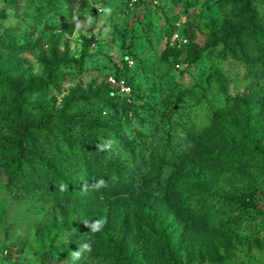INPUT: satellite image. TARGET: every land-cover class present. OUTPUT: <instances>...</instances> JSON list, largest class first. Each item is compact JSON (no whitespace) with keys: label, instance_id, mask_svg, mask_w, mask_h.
Returning a JSON list of instances; mask_svg holds the SVG:
<instances>
[{"label":"rangeland","instance_id":"obj_1","mask_svg":"<svg viewBox=\"0 0 264 264\" xmlns=\"http://www.w3.org/2000/svg\"><path fill=\"white\" fill-rule=\"evenodd\" d=\"M260 37L264 0H0V264H264Z\"/></svg>","mask_w":264,"mask_h":264},{"label":"trees","instance_id":"obj_2","mask_svg":"<svg viewBox=\"0 0 264 264\" xmlns=\"http://www.w3.org/2000/svg\"><path fill=\"white\" fill-rule=\"evenodd\" d=\"M256 49H260L264 50V43H263V39H261V37L259 39L256 40L255 43ZM256 75L254 77H252L253 79H255ZM5 80H1L0 79V103H2V100L4 99V96L6 94V88L7 85L2 86V83ZM28 98H30V105L28 106L29 109H33V107L36 106V103L31 102V96H29ZM2 114V111H1ZM0 130H2V117H1V121H0ZM12 130V137L9 139V142H11L12 144L15 143L16 139V134H15V127H13V129L10 127V131ZM40 131L43 133L45 131V129H40ZM24 145L23 147H21L18 152H13V155L15 156H11L9 154H5L7 147L5 146H0V156H6L7 158V168L8 170H11V172L15 173L16 171H22L18 165L19 162H21V160L27 159L28 156H30L31 154V149H33V141L31 139L26 138L24 140ZM20 144V142H19ZM17 144V145H19ZM15 146L12 147V149H14ZM59 155H56L57 158H59V162L54 163L53 165H49L47 166V178H51L53 181L56 180V182H59V188L63 187L65 188V185L63 184V176L68 173L67 170H65L66 172L63 171H57V169H59V164L62 162V158L66 161H69V163H73L75 164V166H78V162L79 160H81V150L78 148H75L74 151H71L70 154L68 155V157H65V153H66V144L61 143L59 146ZM59 156V157H58ZM9 159V160H8ZM6 161V159H5ZM235 163H238L240 165H252L255 164L257 166H263L264 165V145L261 144L258 140L254 141V145L251 146L249 148L248 151H243L242 154H240L236 159H234ZM109 164L111 165L112 168H114V163L110 160ZM61 170V169H60ZM114 170V169H113ZM16 174V173H15ZM13 174V176L15 175ZM74 176H78L77 174ZM83 176V174H82ZM76 184L72 183V190L73 192H75L76 190ZM257 199L255 198V195H250L248 197H246L245 201L247 204L253 205V206H257L258 202L256 201Z\"/></svg>","mask_w":264,"mask_h":264},{"label":"clouds","instance_id":"obj_3","mask_svg":"<svg viewBox=\"0 0 264 264\" xmlns=\"http://www.w3.org/2000/svg\"><path fill=\"white\" fill-rule=\"evenodd\" d=\"M110 11H111L110 9H107V8L104 9L105 13H109ZM89 20H90V18H89ZM100 147L103 150L105 148L110 147V144H104ZM106 186L107 185L103 179L97 180L96 183L93 185V187L96 189H100V188H103ZM105 223H106V220L104 218H100V219L95 220L94 222H92L90 225H87V226L90 227L93 232H98V231L102 230ZM90 250H91L90 245H88V244L82 245V251H90ZM80 257H81V251H75L72 253V258L74 261L79 260Z\"/></svg>","mask_w":264,"mask_h":264},{"label":"built area","instance_id":"obj_4","mask_svg":"<svg viewBox=\"0 0 264 264\" xmlns=\"http://www.w3.org/2000/svg\"><path fill=\"white\" fill-rule=\"evenodd\" d=\"M124 1H126V2H130V3H135V2H137L138 0H124Z\"/></svg>","mask_w":264,"mask_h":264}]
</instances>
